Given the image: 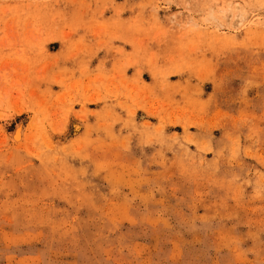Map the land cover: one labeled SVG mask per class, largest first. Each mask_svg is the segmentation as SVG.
Here are the masks:
<instances>
[{
  "label": "rangeland",
  "instance_id": "1",
  "mask_svg": "<svg viewBox=\"0 0 264 264\" xmlns=\"http://www.w3.org/2000/svg\"><path fill=\"white\" fill-rule=\"evenodd\" d=\"M0 264H264V0H0Z\"/></svg>",
  "mask_w": 264,
  "mask_h": 264
},
{
  "label": "bare ground",
  "instance_id": "2",
  "mask_svg": "<svg viewBox=\"0 0 264 264\" xmlns=\"http://www.w3.org/2000/svg\"><path fill=\"white\" fill-rule=\"evenodd\" d=\"M22 139V123L18 124V126L16 127L14 133H13V140L15 142H20Z\"/></svg>",
  "mask_w": 264,
  "mask_h": 264
}]
</instances>
